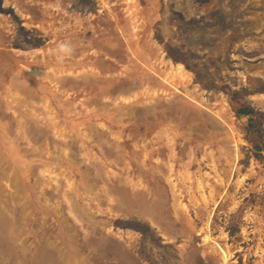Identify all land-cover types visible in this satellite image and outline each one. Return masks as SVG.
<instances>
[{"label":"rangeland","instance_id":"1","mask_svg":"<svg viewBox=\"0 0 264 264\" xmlns=\"http://www.w3.org/2000/svg\"><path fill=\"white\" fill-rule=\"evenodd\" d=\"M239 103L264 0H0V264H264Z\"/></svg>","mask_w":264,"mask_h":264},{"label":"trees","instance_id":"2","mask_svg":"<svg viewBox=\"0 0 264 264\" xmlns=\"http://www.w3.org/2000/svg\"><path fill=\"white\" fill-rule=\"evenodd\" d=\"M208 0H200L201 3H205ZM165 52L168 58L174 63H180L184 69L194 73L195 77L199 74L194 70L193 66L189 64L174 48L166 46ZM228 97L232 102H238L242 94L238 90H230ZM234 112L238 119L242 120L245 130V140L248 143V151L251 156L260 162H264V144L261 142L260 137V122L258 120V113L254 108L247 105H241L240 103L234 106Z\"/></svg>","mask_w":264,"mask_h":264},{"label":"clouds","instance_id":"3","mask_svg":"<svg viewBox=\"0 0 264 264\" xmlns=\"http://www.w3.org/2000/svg\"><path fill=\"white\" fill-rule=\"evenodd\" d=\"M73 46L69 42H59L52 49L51 55L58 63H63L65 59L70 58L73 54Z\"/></svg>","mask_w":264,"mask_h":264},{"label":"crops","instance_id":"4","mask_svg":"<svg viewBox=\"0 0 264 264\" xmlns=\"http://www.w3.org/2000/svg\"><path fill=\"white\" fill-rule=\"evenodd\" d=\"M177 64H180V63H177ZM176 65V64H175ZM180 65H182V64H180Z\"/></svg>","mask_w":264,"mask_h":264}]
</instances>
